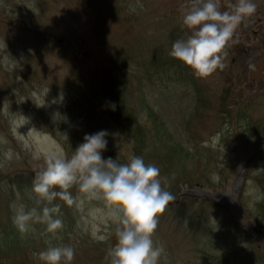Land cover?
Segmentation results:
<instances>
[{"label":"rangeland","instance_id":"obj_1","mask_svg":"<svg viewBox=\"0 0 264 264\" xmlns=\"http://www.w3.org/2000/svg\"><path fill=\"white\" fill-rule=\"evenodd\" d=\"M232 2L221 0L224 9ZM252 2L257 11L228 42L225 67L201 79L169 55L176 40L190 35L182 25L190 0H0V218L14 223L21 206L42 210L47 202L37 203L32 184L18 188L3 179L36 175L48 156L70 159L85 135L102 131L92 109L105 111L107 88L117 84L113 101L136 117L142 141L135 144L133 123L103 121V158L125 164L142 157L159 168L161 187L177 206L191 209L189 218L203 216L195 233L166 207L153 236L164 248L158 264H264V125L250 127L264 124V78L258 86L248 78L249 63L264 55V0ZM237 42L247 51H238ZM79 113L91 124L76 132L69 125ZM241 158L244 180L233 215L203 199L194 206L196 195L180 202L185 184L214 194L231 188ZM69 191L76 203L56 198L48 205H60L66 218H54L63 227L51 234L45 223L30 221L28 230L43 241L35 252L25 246L1 262L45 264L33 254L71 246L70 264H110L118 225L103 201L88 199L78 185Z\"/></svg>","mask_w":264,"mask_h":264},{"label":"clouds","instance_id":"obj_2","mask_svg":"<svg viewBox=\"0 0 264 264\" xmlns=\"http://www.w3.org/2000/svg\"><path fill=\"white\" fill-rule=\"evenodd\" d=\"M256 11L257 5L252 0H233L229 9L223 8L221 0H190L182 17V25L190 35L176 40L169 55L191 69L196 77H210L225 67L223 56L228 42ZM57 115L53 114L54 119ZM106 136L105 131L85 135L70 159L48 156L45 168L36 173L31 188L37 203L47 204L40 212L36 208L25 211L21 206L14 224L25 232L35 219L46 224L47 233L55 234L63 227L62 220L54 218L61 208L59 204L48 205L56 198L73 205L76 199L69 189L78 185L79 192L88 199L103 201L109 217L118 225L117 242L107 253L110 264H158L164 248L154 243L153 236L159 216L174 197L162 189L159 168L146 164L142 157L130 156L125 164L111 157L103 158ZM57 188L60 190H54ZM33 255L45 264H61L62 260L70 264L75 252L71 246H53Z\"/></svg>","mask_w":264,"mask_h":264},{"label":"trees","instance_id":"obj_3","mask_svg":"<svg viewBox=\"0 0 264 264\" xmlns=\"http://www.w3.org/2000/svg\"><path fill=\"white\" fill-rule=\"evenodd\" d=\"M61 126L64 127L63 121L61 122ZM69 126L77 131V121H73ZM30 178L31 175L29 177H22L19 175L18 177L11 179V181L15 182L18 185V188H22L23 184L28 182ZM20 235L21 233L15 229L10 217L0 218V252L10 250L11 246L20 243L18 238Z\"/></svg>","mask_w":264,"mask_h":264}]
</instances>
